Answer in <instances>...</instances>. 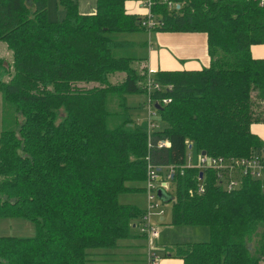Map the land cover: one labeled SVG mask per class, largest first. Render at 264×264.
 <instances>
[{"label": "trees", "instance_id": "1", "mask_svg": "<svg viewBox=\"0 0 264 264\" xmlns=\"http://www.w3.org/2000/svg\"><path fill=\"white\" fill-rule=\"evenodd\" d=\"M57 1L63 15L51 21L45 0H0V41L9 50V60L0 57V93L11 120L2 115L0 219L21 218L33 229L0 234V264H141L144 208L118 196L144 193L148 161L164 173L191 149L264 150L250 131L264 122V57L250 54L251 44L264 41V3L148 0L147 26L146 11H127L126 0H95L87 13L75 0ZM139 30L206 37V66L153 69L163 87L150 92L162 122L152 128L138 114L146 101L145 53L128 54L115 37ZM132 93L144 95L141 104L126 101ZM110 96L119 109L109 108ZM158 137L168 146H156ZM168 182V224L206 226L207 237L173 242L164 255L182 264H264V172L227 190L212 169L200 179L196 167L183 165ZM121 249L129 259H110Z\"/></svg>", "mask_w": 264, "mask_h": 264}, {"label": "built area", "instance_id": "2", "mask_svg": "<svg viewBox=\"0 0 264 264\" xmlns=\"http://www.w3.org/2000/svg\"><path fill=\"white\" fill-rule=\"evenodd\" d=\"M260 5L264 3V0H257ZM148 5V0H144ZM147 19L145 24L151 26L153 20L148 11H146ZM153 69H149L148 75H146L144 83L146 87V122L147 127L152 128L155 126V122L151 119V109L154 103H158L157 99H151L150 92L153 89H160L163 87L159 82L152 79ZM169 87V85H166ZM167 98H162L161 102H166ZM156 146L163 147L168 146V140L165 137H158ZM190 148V144H188ZM192 166L201 171L200 179L203 178L205 169H212L218 178V183L224 189L230 190L239 186L242 177L259 178L264 172V150L258 154H251L247 156H233V155H210L206 151L201 153V149H198L193 155L187 153L185 162L180 165L168 164L167 170L164 173H159L156 167L149 161L146 164V179L144 181L145 189V206L144 213L141 217V222L138 225L139 231L144 233L145 246H146V261L147 264H156L158 255L155 254L154 248L156 247L155 239L157 237V229L151 223L152 216H158L163 213L160 206V200L156 195V189H168L169 174L172 173L177 167ZM203 181L198 184L197 191H202Z\"/></svg>", "mask_w": 264, "mask_h": 264}, {"label": "rangeland", "instance_id": "3", "mask_svg": "<svg viewBox=\"0 0 264 264\" xmlns=\"http://www.w3.org/2000/svg\"><path fill=\"white\" fill-rule=\"evenodd\" d=\"M80 2L79 10L82 12L85 9L84 6H82L83 2H89L95 3V0H75ZM46 2V18L48 20H56L60 19L63 15V9L61 5L58 3L57 0H45ZM139 8L145 9L147 11V5L144 2V0H140L139 2ZM88 12V11H86ZM92 12V11H91ZM116 38H120L123 40L125 48L124 50L128 54H134V55H141L145 53V42L148 40L147 36L144 31H126L121 33L115 34ZM9 50L5 48V45L2 41H0V57L9 60ZM121 75H112L110 76L111 81H117L120 79ZM6 77H4L5 79ZM144 100V95L142 93H132L128 94L126 97V101L128 102H138L139 104L142 103ZM6 103L3 100V97L0 93V130L3 126L6 125V120L8 118L9 123L10 121V112L7 113V110L4 111ZM108 106L111 110H117L119 109L117 104V98L110 96V99L108 101ZM11 111V110H10ZM133 112H136L135 109L132 110ZM151 111L153 112L150 117L155 122L156 126H161L162 122L158 118L155 110L152 108ZM7 114V115H6ZM139 116L146 117V111L145 108L141 107V109L138 111ZM6 115V120L4 122V117ZM135 115V114H133ZM5 124V125H4ZM9 126V125H7ZM204 150V149H201ZM206 151V150H204ZM207 152V151H206ZM190 153L193 155V150H190ZM168 188L169 182H168ZM119 202H130L136 204L138 207H144L145 205V195L143 192H134V193H123L118 196ZM163 213V221L162 223L159 220L158 216H152L151 217V223L152 225L157 229V235L159 236V239L156 241L157 244L160 246L162 244H169L170 242H178V241H186V240H200L205 237H207V228L206 226L201 225H170L168 224L169 216H170V203L169 202H160L159 206ZM32 225L21 218H4L0 219V234H13V235H30L32 234ZM162 233L165 235L162 238ZM139 240V238L137 239ZM170 243V244H171ZM169 244V245H170ZM168 245V246H169ZM160 246L158 248H160ZM146 247V246H145ZM157 247V246H156ZM155 249V248H154ZM153 249V250H154ZM156 250V249H155ZM161 250H163V247L161 246ZM115 251V250H114ZM127 250L121 249L120 251L114 252V255L110 257V259H118L121 258L122 260L129 259L127 255L125 254ZM113 252V251H112ZM109 252H107L108 254ZM111 255V254H110ZM158 255V254H156ZM159 256V255H158ZM112 263H118L120 261L117 260H111Z\"/></svg>", "mask_w": 264, "mask_h": 264}, {"label": "crops", "instance_id": "4", "mask_svg": "<svg viewBox=\"0 0 264 264\" xmlns=\"http://www.w3.org/2000/svg\"><path fill=\"white\" fill-rule=\"evenodd\" d=\"M139 0H126L124 6L127 11L143 14L146 10L139 8ZM80 2L77 1L79 10ZM82 6L87 13L94 11L95 3L83 2ZM80 11V10H79ZM81 12V11H80ZM147 36L145 47V62L149 69H196L208 64V55L206 52V37L203 32L197 31H157L145 30ZM250 54L252 57H264V41L250 45ZM250 131L256 134L264 142V122H254L250 125ZM145 206V205H144ZM144 208V207H143ZM162 223V214L158 215ZM165 234L162 233V238ZM159 239V236L157 237ZM155 239V242L158 240ZM204 239V238H203ZM171 243V242H170ZM169 243V244H170ZM167 244L161 246L156 243L154 252L158 254L156 264H182L179 257L164 255ZM160 246V248H158ZM141 264H147L143 261Z\"/></svg>", "mask_w": 264, "mask_h": 264}, {"label": "water", "instance_id": "5", "mask_svg": "<svg viewBox=\"0 0 264 264\" xmlns=\"http://www.w3.org/2000/svg\"><path fill=\"white\" fill-rule=\"evenodd\" d=\"M157 106H158V104L157 103H154V107H157ZM203 152H204V150H201V153H203ZM198 176L199 177L201 176V171L198 172ZM163 191L164 190L162 188H160V187L156 189V195L158 196V198H163V195H164L163 194ZM166 201H167V199L165 198L164 199V202H166Z\"/></svg>", "mask_w": 264, "mask_h": 264}]
</instances>
